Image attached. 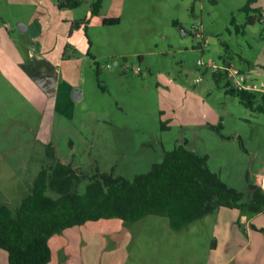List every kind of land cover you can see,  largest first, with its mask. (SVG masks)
I'll list each match as a JSON object with an SVG mask.
<instances>
[{
  "label": "rangeland",
  "instance_id": "obj_1",
  "mask_svg": "<svg viewBox=\"0 0 264 264\" xmlns=\"http://www.w3.org/2000/svg\"><path fill=\"white\" fill-rule=\"evenodd\" d=\"M60 1L0 0L1 201L9 192L20 205L42 167L57 161L79 168L85 192L93 174L134 179L180 144L208 155L243 201L263 186L264 110L244 104L229 89L236 82L218 81L212 64L228 60L264 92V0L247 9L251 0H103L99 13V0ZM107 16L121 21L106 24ZM5 48L29 60L31 79H7ZM47 61L58 65L51 77L74 87L53 114L34 97L41 84L33 71ZM235 210L219 208L182 230L159 213L88 221L51 238L46 264H264V215ZM0 264H10L6 249Z\"/></svg>",
  "mask_w": 264,
  "mask_h": 264
},
{
  "label": "trees",
  "instance_id": "obj_2",
  "mask_svg": "<svg viewBox=\"0 0 264 264\" xmlns=\"http://www.w3.org/2000/svg\"><path fill=\"white\" fill-rule=\"evenodd\" d=\"M102 1L96 3L95 13H99ZM67 2L60 1L59 7L79 3ZM120 21L119 16L103 20L106 24ZM225 63L230 64L228 60ZM214 74L218 81L227 78V84H232L226 68L214 69ZM229 89L248 107L264 110V92L239 86ZM90 178L86 191L80 192L83 176L79 168L71 162L57 161L42 167L20 205L0 202V249L9 252L10 264L48 263L53 257L51 238L88 221L112 217L135 221L159 213L168 214L173 228L182 230L221 206L264 213L263 186H253L252 197L243 201V192L211 169L208 155L185 144L167 151L162 162L134 179L108 172Z\"/></svg>",
  "mask_w": 264,
  "mask_h": 264
},
{
  "label": "crops",
  "instance_id": "obj_3",
  "mask_svg": "<svg viewBox=\"0 0 264 264\" xmlns=\"http://www.w3.org/2000/svg\"><path fill=\"white\" fill-rule=\"evenodd\" d=\"M3 41V39H2ZM2 57H4L5 59L3 61H5V63L2 66V72H4L5 76L7 77V79L10 80H15L16 74L18 75L19 78L22 79H26L28 80V76L30 77L31 75V68L29 66V60L26 61L21 55L20 53L17 55V53L12 50L11 48H5L2 51ZM51 61H47L45 62L46 65L44 68H35V71H33L36 74V77L34 78L39 84H41V87L39 86V90H37V94L34 96L35 97V104L37 105V108L41 110L42 113L46 114V111L48 109H50L51 113H55L57 111H62V109L67 105L68 103V99L63 98L64 94L63 91L69 90V92L72 93V89L73 87V83L67 79H63L62 81L60 79H57L56 77H51V70L52 68L56 69L58 65L53 66L52 63H49ZM10 63H12V65H10ZM37 63V62H35ZM14 64V65H13ZM40 67V65H36L35 67ZM53 66V67H51ZM57 70V69H56ZM60 70V68H59ZM38 71V72H36ZM38 73V74H37ZM49 74V75H48ZM247 75L251 76L250 72H247ZM31 79V77H30ZM65 82V83H63ZM66 84V85H64ZM47 93H49V96L51 97L50 101H47ZM79 96V95H78ZM49 107V108H48ZM48 108V109H47ZM8 136H3L2 140H0V142H2L3 140H7ZM3 156L2 153L0 151V162L3 160ZM2 176V174L0 175V177ZM33 183V182H32ZM27 184H31V183H27ZM264 185V184H263ZM29 186V185H28ZM29 188V187H28ZM2 191L0 190V193ZM11 196L12 193L5 196L6 200L5 201H1L0 202H8L12 204L11 201ZM26 196V195H25ZM225 209H233V213H234V209L235 212L237 213V211H240L239 208L237 207H229V206H221L220 207V211H225ZM264 215V213H259ZM225 222H227V220H225ZM228 225L229 222L224 225H221L219 227V233L222 232L224 229H228ZM70 228V227H69ZM258 228V227H256ZM59 247L62 246L63 241L61 240L60 243L58 242ZM54 253V252H53ZM229 261H227L226 263H228Z\"/></svg>",
  "mask_w": 264,
  "mask_h": 264
},
{
  "label": "built area",
  "instance_id": "obj_4",
  "mask_svg": "<svg viewBox=\"0 0 264 264\" xmlns=\"http://www.w3.org/2000/svg\"><path fill=\"white\" fill-rule=\"evenodd\" d=\"M200 63L204 64L203 60H200ZM212 65L214 69L226 68L228 71V76L236 82L237 86L251 90L260 89V86L256 82L255 83L248 82L251 77L250 75H247V73L243 72L240 68L235 67L232 63L228 65L226 64L224 66H216L214 64Z\"/></svg>",
  "mask_w": 264,
  "mask_h": 264
},
{
  "label": "water",
  "instance_id": "obj_5",
  "mask_svg": "<svg viewBox=\"0 0 264 264\" xmlns=\"http://www.w3.org/2000/svg\"><path fill=\"white\" fill-rule=\"evenodd\" d=\"M27 24H25V23H21L20 24V28H21V30L22 31H25L26 29H27ZM187 31L186 30H184V33H186ZM74 94L77 96V95H79V98H81L82 97V93H81V91L79 90V89H77V90H75V92H74ZM263 187H264V185H263Z\"/></svg>",
  "mask_w": 264,
  "mask_h": 264
}]
</instances>
